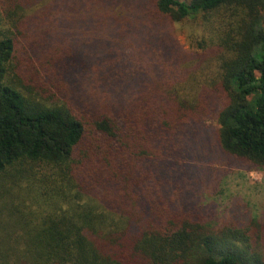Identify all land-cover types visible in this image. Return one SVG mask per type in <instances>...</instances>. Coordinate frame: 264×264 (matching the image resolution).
<instances>
[{
  "label": "trees",
  "instance_id": "obj_1",
  "mask_svg": "<svg viewBox=\"0 0 264 264\" xmlns=\"http://www.w3.org/2000/svg\"><path fill=\"white\" fill-rule=\"evenodd\" d=\"M43 1L0 0V264H264V219L202 220L165 183L193 142L264 172V0H80L75 28Z\"/></svg>",
  "mask_w": 264,
  "mask_h": 264
},
{
  "label": "rangeland",
  "instance_id": "obj_2",
  "mask_svg": "<svg viewBox=\"0 0 264 264\" xmlns=\"http://www.w3.org/2000/svg\"><path fill=\"white\" fill-rule=\"evenodd\" d=\"M100 1L89 2L88 7L91 9L90 13L96 12L98 13L97 16L101 17ZM78 2L80 3V0H44L39 8L49 7L54 3L64 6L65 9L63 7L61 9L67 13L64 14V17H67L65 24L70 28H75L79 25L73 24L74 18L78 16L81 19L85 17V12H87L86 10L85 12L77 10L71 13L73 10L70 7L78 4ZM121 6L122 4L119 5V7ZM117 9L124 10V8ZM110 13L115 15V12ZM50 18L53 19V16ZM111 21L110 18L108 22ZM105 24L106 22L103 23V20L97 19V29H100L101 32H103ZM168 31L169 36H172L173 42L178 45L181 51L186 53L195 51L192 43H196L195 36L201 34V30L196 24H190L187 21L183 24H175L173 27L169 26ZM140 49V44L136 43L131 46L127 41L117 56L135 54ZM195 130H202L204 135H209V138L207 137L204 141L206 145H209L210 141H215L213 135L216 124L214 121L207 120ZM199 135L202 139L203 135ZM201 143H192L193 149L197 152L196 157L183 161L184 164L180 166V179L177 177L178 174L168 178L170 170L167 168L165 183L170 184V187L172 186L170 190L172 196L169 199L177 202L185 200L187 207L193 208L197 212L198 218L205 221L237 218L246 221L255 217L264 219V172L256 170L248 163L239 162L225 157L224 154L216 153L211 150V147L208 149ZM174 182L175 188H173ZM178 206H181L180 203Z\"/></svg>",
  "mask_w": 264,
  "mask_h": 264
}]
</instances>
